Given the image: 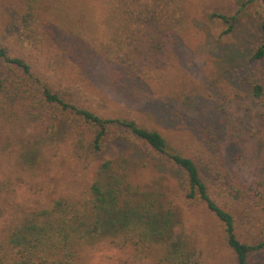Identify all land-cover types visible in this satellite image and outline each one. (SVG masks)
<instances>
[{
	"label": "rangeland",
	"instance_id": "rangeland-1",
	"mask_svg": "<svg viewBox=\"0 0 264 264\" xmlns=\"http://www.w3.org/2000/svg\"><path fill=\"white\" fill-rule=\"evenodd\" d=\"M28 1L0 0V49L24 57L40 82L70 93L95 114L134 119L160 132L170 150L193 157L208 171L209 194L233 214L241 238L264 239V122L250 95L255 67L250 55L260 37L262 0H178L179 26L171 45L142 55L126 45L109 0H37L40 43L33 47L16 26ZM214 13L231 20L225 23ZM8 72L2 63L0 73ZM67 135L56 129L54 139L38 150L39 163L29 167L13 165L22 141L8 132L0 135L2 169L9 167L13 177L16 173L27 181L14 184L15 210L0 222V237L32 209L56 198L82 197L101 162L116 156L141 183L169 185L182 217L181 232L200 250V264H235L220 221L204 203L182 197V173L163 158L112 138L84 167L69 152ZM210 166L229 180L252 185L254 198L219 187ZM131 252L103 245L90 252L87 264H133Z\"/></svg>",
	"mask_w": 264,
	"mask_h": 264
},
{
	"label": "trees",
	"instance_id": "trees-1",
	"mask_svg": "<svg viewBox=\"0 0 264 264\" xmlns=\"http://www.w3.org/2000/svg\"><path fill=\"white\" fill-rule=\"evenodd\" d=\"M109 2L126 45L140 55L161 53L171 45V34L179 26L178 0ZM262 4L264 13V0ZM212 16L225 23L231 20L223 14ZM38 17L37 0H29L16 18L20 36L33 47L40 43ZM250 61L255 66L250 95L259 104V118L264 122V16ZM2 63L9 72L0 73V135L8 132L22 141L13 165L39 163L38 150L54 139L56 129L71 137H66L69 152L84 167L112 138L142 145L182 173L180 194L186 201L204 203L220 221L235 264H264V239L241 238L233 214L211 198L208 171L196 159L170 150L160 132L134 119L101 117L78 105L70 93L40 82L22 56L0 49ZM11 170L0 165V222L15 210L11 204L15 182H27L16 173L13 177ZM132 170L120 157H109L101 162L82 197L56 198L47 207L17 217L0 237V264H87L90 252L103 245L130 249L133 264H200V250L181 232L182 217L169 185L141 183ZM209 173L218 176L222 189L254 198L252 185L229 180L217 166H210Z\"/></svg>",
	"mask_w": 264,
	"mask_h": 264
}]
</instances>
